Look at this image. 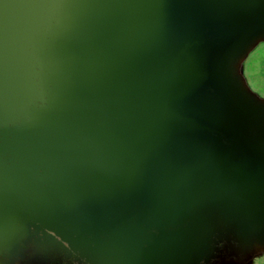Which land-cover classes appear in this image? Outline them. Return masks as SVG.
<instances>
[{
	"label": "water",
	"instance_id": "1",
	"mask_svg": "<svg viewBox=\"0 0 264 264\" xmlns=\"http://www.w3.org/2000/svg\"><path fill=\"white\" fill-rule=\"evenodd\" d=\"M261 32L264 0H0V250L31 218L73 264H193L199 195L264 219V115L228 67Z\"/></svg>",
	"mask_w": 264,
	"mask_h": 264
},
{
	"label": "rangeland",
	"instance_id": "2",
	"mask_svg": "<svg viewBox=\"0 0 264 264\" xmlns=\"http://www.w3.org/2000/svg\"><path fill=\"white\" fill-rule=\"evenodd\" d=\"M228 67L238 89L264 115V32L233 56ZM199 199L203 243L193 264H264V219L254 224L241 211L217 208L208 196ZM16 234L12 245L1 248V264H73L55 235L31 218L19 221Z\"/></svg>",
	"mask_w": 264,
	"mask_h": 264
},
{
	"label": "flooded vegetation",
	"instance_id": "3",
	"mask_svg": "<svg viewBox=\"0 0 264 264\" xmlns=\"http://www.w3.org/2000/svg\"><path fill=\"white\" fill-rule=\"evenodd\" d=\"M212 22L217 25L220 24L217 21H212ZM256 26L257 25H255L254 22L246 26L245 25L241 26L240 23H238V26H237V23H233L231 24V26H227V30L229 33L224 37L226 40V43L224 45V49L222 50V54L217 58L216 62H219L222 59L223 55L226 53L228 49H230L231 46L233 45L237 46L238 43L243 44L245 40L249 38V36L255 30V28L257 29L258 27H260L261 24L259 23V25L257 27Z\"/></svg>",
	"mask_w": 264,
	"mask_h": 264
}]
</instances>
